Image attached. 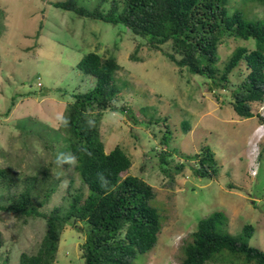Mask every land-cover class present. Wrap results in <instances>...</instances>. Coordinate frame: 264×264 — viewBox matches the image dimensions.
Masks as SVG:
<instances>
[{"label":"rangeland","instance_id":"rangeland-1","mask_svg":"<svg viewBox=\"0 0 264 264\" xmlns=\"http://www.w3.org/2000/svg\"><path fill=\"white\" fill-rule=\"evenodd\" d=\"M62 1L95 4V0H0V164L27 170L32 164L52 160L47 155V136L28 144L18 139V120L24 119V127L29 122L27 118L37 115L44 124H55L57 128L56 123L62 122L68 104L73 101V93L92 87L77 67L81 59L90 52L104 58L113 56L121 66L117 83L122 92L116 105L133 108L136 117L140 108L154 107L152 112L158 109L156 118H161L158 125L145 128L112 111L101 123L105 150L109 153L119 145L133 159L132 168L123 176L140 177L154 187L153 205L164 225L154 250L140 254L135 264H179L184 240L197 229L200 220L216 211L228 216L229 232L235 236L244 225H253L255 232L249 244L264 251V137L249 138L253 130L264 134V124L259 118L243 119L237 115L231 90L208 92L203 79L181 71L127 29L91 21L51 4ZM227 2L230 10L241 11L249 20L264 19V7L257 2ZM237 47L255 49L256 43L253 39L231 38L220 47L222 60L226 61ZM164 48L171 51L168 45ZM233 82L238 84L239 78L233 77ZM29 92L32 95L28 97L16 96ZM13 98L17 100L15 108L9 116L2 117V110L6 112L12 107ZM258 105L253 104L254 110ZM165 117L173 132L167 146L161 144L166 131ZM182 123H189L190 131L183 132ZM247 140L249 148L245 147ZM254 141L260 143L255 146ZM208 146L216 153L219 174L211 180L195 178L191 168L194 162L186 161L185 156L200 153L202 147ZM174 149L178 151L173 153L171 165L184 162L186 168L167 178L163 169L167 171L169 166L161 164L158 155ZM247 152L253 155L251 162ZM73 169L74 166L55 167V176H64V180L44 212L64 206ZM75 180L77 188V175ZM45 231L43 219L24 224L12 214L0 212V232L5 242L0 249V264L4 259L9 262L5 264H19L22 253L36 252ZM83 242V233L67 227L55 264H83Z\"/></svg>","mask_w":264,"mask_h":264},{"label":"trees","instance_id":"trees-1","mask_svg":"<svg viewBox=\"0 0 264 264\" xmlns=\"http://www.w3.org/2000/svg\"><path fill=\"white\" fill-rule=\"evenodd\" d=\"M245 1L264 7V0ZM51 4L91 21L127 29L181 71L203 79L208 92L231 90L232 106L239 117H257L264 122L253 106L264 101V19L249 20L241 11L230 10L227 0H95L93 6L79 1ZM1 28L2 24L0 35ZM231 38L253 39L256 48L237 47L226 61L222 60L220 47ZM166 45L171 51L164 48ZM77 67L92 87L73 93V101L68 104L62 122L56 123H59L57 128L55 124H44L37 115L27 118L29 122L24 127L21 124L24 119L17 123L18 139L25 144L47 136V155L52 160L37 162L27 170L0 164V212L12 214L24 224L37 219L46 223L36 252L22 253L19 264H55L67 227L84 235L80 246L83 264H135L140 254L154 250L164 230L160 212L153 205L154 187L140 177L123 176L132 168L133 159L119 145L109 153L105 150L101 124L105 115L113 111L128 116L134 124L150 128L161 120L156 118L158 109L152 112L154 107L140 108L136 117L133 108L116 105L122 90L117 83L121 66L115 57L104 58L90 52ZM236 76L238 84L233 82ZM38 80L41 88L40 77ZM31 95L30 92L16 94L18 97ZM16 101L13 98L12 107L6 112L2 110V117L9 116ZM163 121L166 131L161 144L167 146L173 132L167 124L168 117ZM181 127L183 132L190 131L189 123H182ZM177 151L158 155L161 164L169 166L167 171L162 167L167 178L186 168L184 162L171 165L173 153ZM185 158L193 160L191 168L195 178L211 180L218 176L219 162L209 146ZM72 166L66 189L68 201L65 198L64 206L44 212L43 209L48 211L47 206L64 180V176H55V167ZM76 175L80 181L77 188ZM156 202L162 201L156 199ZM228 224V216L221 211L200 220L197 229L180 247L179 264H241V261L264 264V251L249 244L255 227L244 225L242 232L235 236L229 232ZM4 244L0 232V249ZM2 263L9 262L4 259Z\"/></svg>","mask_w":264,"mask_h":264},{"label":"clouds","instance_id":"clouds-1","mask_svg":"<svg viewBox=\"0 0 264 264\" xmlns=\"http://www.w3.org/2000/svg\"><path fill=\"white\" fill-rule=\"evenodd\" d=\"M257 104H259L258 106H256V109H257V113L259 114V117L260 118H262V119H264V115H262V113L264 112V101L263 102H261V103H257ZM263 109V110H262ZM257 118V117H256ZM259 122H260V120H259ZM261 123V122H260ZM261 124H264V122H262ZM254 134H253V136L254 135H257L259 138H263L264 137V134H263V132H260V133H256L255 132V130H253L252 131ZM250 137H252V135L250 136ZM255 142V141H254ZM258 143H260V142H255V146H257V144ZM248 140H247V144H246V146L245 147H247V148H249L248 147ZM250 146V145H249ZM258 147H256V149H257ZM253 155H252V153H250L249 154V152H247L246 153V157L249 159V161L251 162V160H250V158L252 157Z\"/></svg>","mask_w":264,"mask_h":264},{"label":"built area","instance_id":"built-area-1","mask_svg":"<svg viewBox=\"0 0 264 264\" xmlns=\"http://www.w3.org/2000/svg\"><path fill=\"white\" fill-rule=\"evenodd\" d=\"M263 110V109H262ZM262 115H264V112L262 113Z\"/></svg>","mask_w":264,"mask_h":264},{"label":"crops","instance_id":"crops-1","mask_svg":"<svg viewBox=\"0 0 264 264\" xmlns=\"http://www.w3.org/2000/svg\"><path fill=\"white\" fill-rule=\"evenodd\" d=\"M251 133H253V132H251ZM253 136V135H252ZM249 138H251V137H249Z\"/></svg>","mask_w":264,"mask_h":264}]
</instances>
